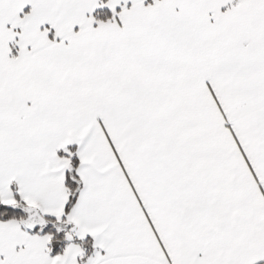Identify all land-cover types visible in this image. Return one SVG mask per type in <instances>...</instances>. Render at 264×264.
Masks as SVG:
<instances>
[{
    "label": "snow or ice",
    "instance_id": "obj_1",
    "mask_svg": "<svg viewBox=\"0 0 264 264\" xmlns=\"http://www.w3.org/2000/svg\"><path fill=\"white\" fill-rule=\"evenodd\" d=\"M0 264H264V0H0Z\"/></svg>",
    "mask_w": 264,
    "mask_h": 264
}]
</instances>
